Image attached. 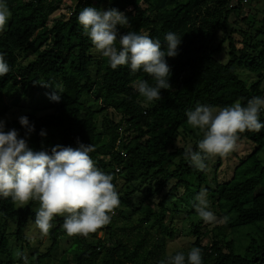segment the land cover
<instances>
[{
  "label": "trees",
  "instance_id": "16d2710c",
  "mask_svg": "<svg viewBox=\"0 0 264 264\" xmlns=\"http://www.w3.org/2000/svg\"><path fill=\"white\" fill-rule=\"evenodd\" d=\"M242 1L7 0L12 16L0 36V53L5 55L10 72L0 78V120L10 112L7 100L15 93L27 92L43 81L49 85L59 79L57 84L63 89L60 103L52 102L43 111L35 109L22 115L35 126L29 146L41 150L42 145L50 149L57 144L76 147L77 141L92 144L95 151L90 153L91 159L100 170L114 177L120 199L115 209L117 218L97 230L105 233V239L98 238L96 232L87 237L71 236L72 244L67 250L70 258L64 252L56 264H161L166 259L163 251L152 253L145 248L149 244L147 230L129 232L132 223L125 215L130 211L139 216L141 223L153 222L151 230L159 242L172 239L171 225L178 202L173 203L171 212L166 205L173 197L178 198L177 190L183 187L187 194L194 195L190 214L195 213V197L205 179V171H198L184 161L174 170H168L178 154L176 140L191 135L185 113L198 105L222 108L239 101L244 106L255 96L264 97V17L252 22L242 13L243 7L250 9L253 3L254 6L261 3L264 15V0H248L247 4ZM88 6L116 8L125 13L130 26L119 28L120 34L147 33L161 42L162 49L166 48L164 37L168 32L182 39L179 54L167 60L171 88L162 90L161 100L148 108L142 107L135 85L139 80L151 84L152 79L142 71L133 74L126 66L113 70L107 58L92 55V44L77 19L82 8ZM62 7L70 16H55ZM224 46L227 62L222 64L214 56ZM238 68L256 75L257 79L251 83L241 80ZM91 96L98 102L99 110L85 103ZM101 113L105 117L99 130L96 117ZM260 120L264 122V113ZM5 127L15 128L24 135L18 119L6 121ZM42 129L46 131L43 139L39 136ZM239 140L256 146L248 157L255 159L264 147V129L258 133L245 131ZM249 173L252 175L243 180L233 179L214 189L206 188L218 211L216 216L223 224L202 233L204 225L199 222L194 226L193 242L182 251L187 253L190 248L199 247L203 264H264V164L255 162L245 175ZM184 176L197 177V191H191ZM172 179L176 183L165 195H159ZM119 180L123 182L121 186ZM142 183L147 185V194L134 209L132 198L140 192ZM35 204L30 201L22 209H16L10 198L0 199V264H44L52 260L61 237L68 236L62 227L64 218L56 217L48 234L47 252L39 254L26 237L30 225H35ZM152 204H157L158 211ZM168 212L172 216L165 227L163 221ZM231 215L233 222L228 223L225 220ZM2 221L12 226V232L4 233ZM245 226H252L257 236L250 237L244 252L238 254L232 231ZM10 236L19 244L22 254L30 251L23 255L26 261L20 258L15 263L9 258L13 255ZM207 236L209 244L204 246L202 239Z\"/></svg>",
  "mask_w": 264,
  "mask_h": 264
},
{
  "label": "clouds",
  "instance_id": "9594fccd",
  "mask_svg": "<svg viewBox=\"0 0 264 264\" xmlns=\"http://www.w3.org/2000/svg\"><path fill=\"white\" fill-rule=\"evenodd\" d=\"M12 16L7 0H0V33L6 30ZM82 32L92 44V52L107 58L108 66L116 70L126 66L131 73L143 72L153 81H137L135 87L143 103L152 104L162 99V90L171 88V68L167 62L179 54L182 39L174 32L165 37L166 48L159 40H153L147 33L127 31L120 34L119 28L130 26L125 13L116 8L84 7L78 14ZM10 72L5 55L0 53V78ZM44 87H52L43 85ZM47 98L60 103L63 89L52 87ZM264 97L255 96L242 104L237 101L231 106L215 107L198 105L185 113L187 124L198 134L202 133L195 148L189 142L183 150V157L196 170L204 172L206 161L228 155L237 147L240 134L245 131L260 132L264 122ZM24 135L15 129L6 130V121L0 120V199H8L23 207L30 201L38 202L35 226L43 235L54 227V219L63 217V229L68 236L87 237L108 225L115 209L120 205L118 191L111 174L100 170L91 159L95 151L92 144L77 141V146L55 145L50 149L41 146L34 150L28 140L35 131L28 117L18 118ZM39 136L46 137L41 130ZM195 212L205 224L218 220L211 210L207 189L195 197ZM17 255L26 261L22 253ZM161 264H203L199 247L169 252Z\"/></svg>",
  "mask_w": 264,
  "mask_h": 264
},
{
  "label": "rangeland",
  "instance_id": "374dc122",
  "mask_svg": "<svg viewBox=\"0 0 264 264\" xmlns=\"http://www.w3.org/2000/svg\"><path fill=\"white\" fill-rule=\"evenodd\" d=\"M258 12H257V11ZM262 10V4L259 3L257 5L251 6V8L243 7L242 13L244 16L248 17L249 20L252 22L255 21H261L264 17V15L261 12ZM70 12L61 8V10L55 14L57 15H66L67 17L70 16ZM259 27V25H257ZM2 33H0L1 36ZM236 40L240 41L239 37H236ZM92 55L94 57H99V54H95L92 52ZM214 58L222 63L225 64L227 62V54H226V48L225 46L222 48V50L219 53H216ZM237 74L239 78L247 83L254 82L257 79V76L254 74H251L245 69L238 68L237 69ZM59 79H55L54 81L49 84L52 87L59 86L61 85L57 82ZM43 85H48L46 82H41L40 84L36 85L33 87L31 90L27 92H18L15 93L10 100H7V103L11 105V110L7 114V116L4 119V121H10L14 119H18L20 116L29 113L31 110H39L43 111L44 108L48 107L51 105L52 102L49 101L47 98L48 94L50 91H52V87H44ZM62 88V87H61ZM85 97H83V100ZM85 103L87 106L91 107L93 110H99V104L95 99L91 97H87L85 99ZM141 105L144 108H148L150 104H145L143 103V100H141ZM110 115V114H109ZM105 117V113H101L96 117V122L98 125V129L100 130L103 124V119ZM115 121H119V119H114ZM188 131H191V135H182L180 136L175 143V148L177 149V156L171 161V164L168 166V170L172 171L175 169V167L178 165L180 161H184L187 164L189 162L184 159L182 153L184 150V147L187 143L191 142L193 147L195 148L197 142L203 138L202 133L198 134L196 130L192 129L190 126L188 127ZM256 146L247 141V140H239L237 142V147L230 152L228 155L223 156L220 158V164H219V157H214L209 159L206 163L208 165L207 170L205 171L204 175V182L201 184L200 188L197 177L196 176H191V177H183V180H185L191 187V191H197V189H206V188H211L214 189L217 185H221L223 183H227L235 179L236 181L243 180L245 177H249L252 174L249 173L245 175L246 170H249L255 162H259L260 164H264V147L263 149L258 153L257 157L255 159L253 158H248L255 150ZM159 179V178H157ZM176 179L170 180L167 185L164 187V189L159 193V195H165L169 188L172 187L176 183ZM122 181L119 180V185H122ZM155 185V182L152 183ZM139 190L136 195L133 196L132 202L134 204V209L137 208L138 206V201H141L143 196L147 194V185L142 183L139 185ZM260 188L256 190V194L259 193ZM158 196V195H157ZM157 196H155L153 199L156 200ZM180 198L173 197L172 200L166 205L167 209L169 212L173 211V203H177V213L174 214V219L173 223L171 225L172 230L174 232V237L167 238L164 243L159 242L155 237H154V232L151 230L153 228L154 223H141L139 221V216L131 213L128 211L125 215V217H128L130 219V222L132 223V228L129 230L131 233H135L136 230H147L149 235L147 236V244L146 249L148 251L156 252V251H163L164 255L167 256L169 252H174L177 250H183L186 249L190 246V244L194 240L193 236V230L194 226L201 222V220L198 218L196 212L193 214L192 213V204L194 203V195L187 194L185 191V188L179 187L177 190V196ZM210 199V197H209ZM212 199H210L211 201ZM211 201V210L216 214L218 211H215ZM16 209H22L18 204H15ZM39 204L36 202L34 206V211L36 212L38 210ZM152 208L155 211H158V206L157 204H152ZM165 215L164 218V225L165 227L169 226V218L172 216L170 213ZM115 214L112 216V220L114 221L115 218H117ZM188 214L190 216L188 217ZM63 218V217H61ZM225 221L228 223L233 222V215L229 216ZM203 222V221H202ZM4 233L7 234L9 232H12V226H10L7 223H4L3 221L1 222ZM223 224V220L218 218L217 222L215 224H205L203 222V227L201 232H208L213 230L216 226H219ZM97 237L101 239H105V233L103 232H98L96 231ZM144 236V238L146 237ZM257 233L252 226H245L242 228L236 227L232 231V239L234 241V244L236 246L237 251H235L238 254H242L244 252V249L248 245L250 237H256ZM26 237L29 240L30 244L32 247L37 248V252L39 254H45L47 252V249L50 245L49 237L48 235H43L39 232V230L36 228L35 225H30L29 231L26 233ZM150 239V240H148ZM9 243H10V250L12 251L13 255H9V258L12 259L15 263H17L20 260V257L17 255V253H21L22 251H19V244H16L13 241V237H9ZM72 244V237L71 236H62L59 242V248L53 253L52 255V260H47L44 264H56V262L60 259V257L63 255L64 252L68 253V257L70 258L69 251ZM202 244L204 246L209 244V237H204L202 239ZM159 249V250H158ZM30 251H23V255L26 256ZM27 258V257H26ZM29 259V258H28Z\"/></svg>",
  "mask_w": 264,
  "mask_h": 264
},
{
  "label": "built area",
  "instance_id": "2783aa9c",
  "mask_svg": "<svg viewBox=\"0 0 264 264\" xmlns=\"http://www.w3.org/2000/svg\"><path fill=\"white\" fill-rule=\"evenodd\" d=\"M242 2H243V4H247L248 0H243Z\"/></svg>",
  "mask_w": 264,
  "mask_h": 264
}]
</instances>
